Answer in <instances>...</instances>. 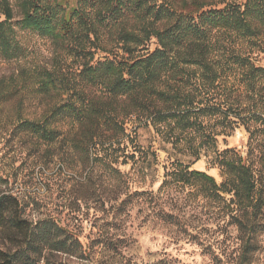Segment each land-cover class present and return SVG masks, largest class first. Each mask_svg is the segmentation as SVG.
Segmentation results:
<instances>
[{
	"label": "trees",
	"instance_id": "trees-1",
	"mask_svg": "<svg viewBox=\"0 0 264 264\" xmlns=\"http://www.w3.org/2000/svg\"><path fill=\"white\" fill-rule=\"evenodd\" d=\"M22 31L50 41L52 64H26ZM262 55L264 0H0V59L18 66L10 86L0 82V98L29 93L46 103L36 118L19 116L14 131L120 179L119 165L147 172L156 163L135 142L136 128L149 124L168 154L159 189L197 183L220 200L241 241L236 264L251 262L264 215ZM236 127L247 134L244 151L219 149L217 137ZM202 157L219 168L220 184L190 169ZM105 241L97 246L113 251ZM58 253L97 264L54 220L32 221L20 199L1 194L0 264H70L53 259Z\"/></svg>",
	"mask_w": 264,
	"mask_h": 264
},
{
	"label": "rangeland",
	"instance_id": "rangeland-1",
	"mask_svg": "<svg viewBox=\"0 0 264 264\" xmlns=\"http://www.w3.org/2000/svg\"><path fill=\"white\" fill-rule=\"evenodd\" d=\"M231 1L244 0H213L215 5ZM20 34L29 44L27 65L52 64L55 50L48 39L29 31ZM154 46L152 40L149 47ZM262 56L259 63L264 65ZM17 67L0 59V82L10 86ZM26 95L29 98L19 101V95L0 98V195L20 199L28 219L51 218L72 234L88 259L97 264H236L241 241L236 226L220 208V200L207 197L197 183L171 182L159 189L168 154L152 126L141 123L135 130L128 122L126 128L131 135L135 130L139 147L156 152V163L147 172L131 169L130 163L119 165L123 177L110 179L98 169L71 160L59 144L38 146L14 131L19 116L36 118L46 108L45 102ZM246 141L244 129L236 127L228 135L218 136L217 146L243 152ZM190 169L206 171L218 184L223 181L219 168L206 158L191 164ZM258 232V248L249 264H264V215ZM98 239L111 243L114 250L101 249ZM53 259L70 264L83 261L64 253Z\"/></svg>",
	"mask_w": 264,
	"mask_h": 264
}]
</instances>
